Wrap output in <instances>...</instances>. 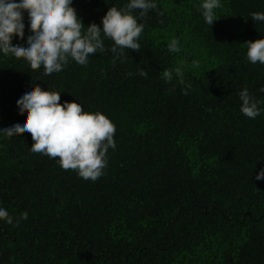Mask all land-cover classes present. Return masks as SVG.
Listing matches in <instances>:
<instances>
[{
    "label": "trees",
    "instance_id": "16d2710c",
    "mask_svg": "<svg viewBox=\"0 0 264 264\" xmlns=\"http://www.w3.org/2000/svg\"><path fill=\"white\" fill-rule=\"evenodd\" d=\"M154 2L146 16L132 13L144 25L139 52L125 49L119 59L103 34L105 51L85 66L69 58L51 75L0 51V129L24 123L17 101L37 85L116 127L96 181L33 153L28 133L0 132V208L13 218L0 219V264H264V180L255 178L264 170V65L243 46L264 39V22L251 20L264 0H220L213 26L203 0ZM129 3L72 7L86 32ZM23 15L25 38L13 37L14 46L27 47L31 35ZM174 38L179 53L168 49ZM245 88L258 103L255 119L241 112Z\"/></svg>",
    "mask_w": 264,
    "mask_h": 264
},
{
    "label": "clouds",
    "instance_id": "9594fccd",
    "mask_svg": "<svg viewBox=\"0 0 264 264\" xmlns=\"http://www.w3.org/2000/svg\"><path fill=\"white\" fill-rule=\"evenodd\" d=\"M72 3L73 0H0V51L25 59L33 70L43 66L44 75H51L62 71L69 58L85 66L91 54L105 51L103 34V37L113 41L110 51L119 59L124 56L125 49L139 52L141 47L137 41L144 25L138 24L133 11L140 10V16L144 17L149 10L158 7L154 0H130L122 10L113 6L107 11L102 18V29L93 23L83 32L85 26ZM221 7L220 0H203L200 10L208 25L213 26L217 21L215 12ZM25 12L28 13L31 35L27 38V47L14 46L13 37H19L21 41L25 38ZM251 20L264 22V12L252 13ZM243 46L247 48V59L252 64L259 62L264 65V39L248 41ZM168 49L179 53V40L172 39ZM198 66L199 62L193 61V67ZM174 72L183 84L182 68L177 67ZM139 74L148 75L143 70ZM162 79L171 83L173 70H165ZM239 99L242 102L241 112L246 117L255 119L260 115L258 103L247 88L239 93ZM60 101L59 92L45 91L39 85L32 87L17 101L20 114L27 113L24 123L0 129V132L9 137L28 133L34 141L30 149L33 153L57 159L62 169L77 171L84 180L96 181L107 166L109 148H116V127L104 114L88 113L79 103L61 104ZM255 178L264 180V170ZM21 218L27 220V212L22 213ZM0 219L13 224V218L2 208ZM105 245L106 241L97 243L100 249H104Z\"/></svg>",
    "mask_w": 264,
    "mask_h": 264
}]
</instances>
